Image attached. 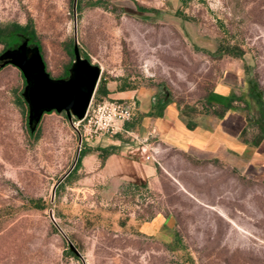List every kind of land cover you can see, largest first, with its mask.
I'll list each match as a JSON object with an SVG mask.
<instances>
[{
  "label": "rangeland",
  "instance_id": "374dc122",
  "mask_svg": "<svg viewBox=\"0 0 264 264\" xmlns=\"http://www.w3.org/2000/svg\"><path fill=\"white\" fill-rule=\"evenodd\" d=\"M73 3L0 0V24L32 21L54 79L70 61L75 32L108 84L109 96L96 103L118 100L116 86L124 84L135 88L140 110L164 96L185 121L208 113L212 126V94L228 81L231 107L258 118L248 82L264 102V0H79L75 10ZM24 86L18 69L0 70V264H82L65 254L50 213L85 264H264V170L196 157L124 128L79 143L64 113L42 115L31 134L27 104L19 103ZM141 114L129 127H140ZM143 143L156 167L144 187L102 171L101 149L127 154ZM78 150L85 153L72 172Z\"/></svg>",
  "mask_w": 264,
  "mask_h": 264
},
{
  "label": "crops",
  "instance_id": "0c3cea01",
  "mask_svg": "<svg viewBox=\"0 0 264 264\" xmlns=\"http://www.w3.org/2000/svg\"><path fill=\"white\" fill-rule=\"evenodd\" d=\"M232 91L233 86L228 81L217 84L212 94V104L214 106L228 104L233 96ZM134 92H118L115 89L116 99L135 100ZM230 104L232 106L234 102L231 101ZM143 107L141 110L137 108V111L142 113L140 127L135 129L129 127L131 123L125 124L129 127V129L124 127V133L127 135L139 131L143 133L141 138L144 141L152 135L160 143L186 154L231 161L244 169L264 170V139L257 147H253L240 138L242 130L246 127V120L237 109L231 107L221 118L209 115L217 120L212 126H208V113L200 114L192 119L194 127L188 129L186 121L180 116V108L173 103L168 104L159 117L146 116L152 103ZM150 148L149 144L143 143L141 146L130 147L127 154L114 151L104 158L102 171L121 184L144 187L156 176L155 165L150 159H145L146 156H150Z\"/></svg>",
  "mask_w": 264,
  "mask_h": 264
},
{
  "label": "water",
  "instance_id": "95a60500",
  "mask_svg": "<svg viewBox=\"0 0 264 264\" xmlns=\"http://www.w3.org/2000/svg\"><path fill=\"white\" fill-rule=\"evenodd\" d=\"M75 6L76 0L73 3L74 10ZM75 36L74 32V60L69 67L68 78L65 80L53 79L48 75L45 71V64L39 47L36 45L29 46L27 41H23L17 47L7 49L0 54V68L8 65L13 66L21 72L24 78L25 86L22 91V98L28 107L27 125L31 134L36 130L44 114L51 112L64 113L73 126V120H82L87 112L100 78V68L80 56ZM78 153L74 165L77 161ZM61 181L62 179L57 185ZM57 185L53 190V194ZM49 218L66 240L70 252L79 258L82 264H85L82 256L60 229L51 213Z\"/></svg>",
  "mask_w": 264,
  "mask_h": 264
},
{
  "label": "trees",
  "instance_id": "16d2710c",
  "mask_svg": "<svg viewBox=\"0 0 264 264\" xmlns=\"http://www.w3.org/2000/svg\"><path fill=\"white\" fill-rule=\"evenodd\" d=\"M89 5L92 6V7H98V6H101V3L100 2H90ZM136 5H137V8L140 9V11H144L141 8H139L138 4H136ZM78 6H79V0H76L75 8L79 9ZM23 41H27V44L29 46L30 45L38 46L40 54H41L42 59L44 61V58H43V55H42V48H41V45H40V43H39V41L37 39L35 30H34V27H33V23H32L31 20H29L25 25H20V24H17V23H11V24H7V25L0 24V45L3 47L2 52L7 50V49H13V48L17 47ZM79 52H80V56L83 59H86L88 62H90L89 58L86 57L81 52L80 49H79ZM67 54L70 57V61H69L68 65L66 66V69L64 71L63 76L61 78H57L58 80H65V79L68 78V70H69V67L71 66V64H72V62L74 60V58H73V43H70L67 46ZM227 54L228 55H233V52H231V51L229 52L228 51ZM44 64H45V61H44ZM1 69L2 68H0V70ZM45 71L47 72L46 64H45ZM48 75L50 76L49 73H48ZM22 79H23V83L25 85L23 76H22ZM248 83L250 84L249 91H248L249 95H250L251 99L254 100L256 106L258 107L259 114H258V118H253V119H248L247 117L245 118L246 127L242 130V132L240 134V138H242V140L246 144H249V145H251L253 147H257L261 143V141L264 139V102L262 101L261 97L259 96V93L255 89V85L253 84V82L249 81ZM116 91H118V92L135 91V88H130V87H127L124 84H120V85L116 86ZM108 93H109V91H108V88H107V82H105V80H102V79L99 80V82H98V84L96 86L93 98H92V102L96 103V101H94V99L106 97L108 95ZM231 100L232 99H230L229 101L231 102ZM230 102L228 104H226V105H221L220 107L222 109L219 112L215 111L216 106L211 105L210 108L214 109V111H212L209 115H213L215 117L221 118L223 116V114L228 109L231 108ZM19 103L21 105H25V101L23 100L22 95L19 98ZM168 104H170V102L164 96H162L161 98H158V99L155 98L153 100V102H152V107H151L150 111L146 114V116H149V117H159V116H161L162 111L164 110V108ZM180 116L182 118L184 117V116H182L181 112H180ZM74 122H76V120ZM186 126H187L188 129H192L194 127V124L192 123L191 119L186 121ZM124 127H126V129L127 128L129 129V127L126 126V125ZM252 127L255 128L256 133L253 134L251 139H247L246 138V133ZM101 151L106 153V156L110 154V152H108V149H101ZM84 153L85 152L80 150L79 156H78L77 161H76V163H75V165L73 167L72 172H76L79 169V167L81 166V160H82V157H83ZM131 187L134 188V189H139L140 188V187H137V186H131ZM30 203H32L38 209H43V204H42L41 200H30ZM70 242L74 245L76 250L79 252L78 247L71 240H70ZM65 254L70 256V257L76 258V256L73 253H71L68 248H67Z\"/></svg>",
  "mask_w": 264,
  "mask_h": 264
},
{
  "label": "built area",
  "instance_id": "2783aa9c",
  "mask_svg": "<svg viewBox=\"0 0 264 264\" xmlns=\"http://www.w3.org/2000/svg\"><path fill=\"white\" fill-rule=\"evenodd\" d=\"M137 111L136 101L104 100L89 104L84 118L73 122L75 130L82 141H95L104 137H113L123 131L125 124L129 123ZM80 128V129H79ZM146 160L150 156L145 157Z\"/></svg>",
  "mask_w": 264,
  "mask_h": 264
},
{
  "label": "flooded vegetation",
  "instance_id": "af4514ba",
  "mask_svg": "<svg viewBox=\"0 0 264 264\" xmlns=\"http://www.w3.org/2000/svg\"><path fill=\"white\" fill-rule=\"evenodd\" d=\"M0 64H1V62H0Z\"/></svg>",
  "mask_w": 264,
  "mask_h": 264
}]
</instances>
